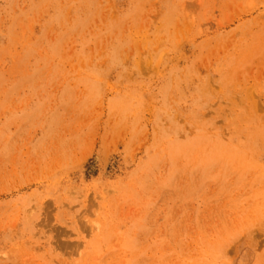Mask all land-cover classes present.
Listing matches in <instances>:
<instances>
[{
    "label": "rangeland",
    "instance_id": "374dc122",
    "mask_svg": "<svg viewBox=\"0 0 264 264\" xmlns=\"http://www.w3.org/2000/svg\"><path fill=\"white\" fill-rule=\"evenodd\" d=\"M0 264H264V0H0Z\"/></svg>",
    "mask_w": 264,
    "mask_h": 264
}]
</instances>
